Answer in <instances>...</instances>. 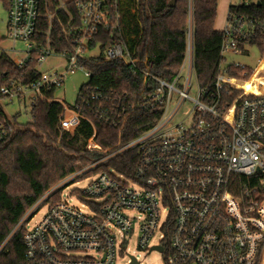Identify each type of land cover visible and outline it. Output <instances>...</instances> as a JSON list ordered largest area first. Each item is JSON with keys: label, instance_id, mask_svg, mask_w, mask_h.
<instances>
[{"label": "built area", "instance_id": "built-area-1", "mask_svg": "<svg viewBox=\"0 0 264 264\" xmlns=\"http://www.w3.org/2000/svg\"><path fill=\"white\" fill-rule=\"evenodd\" d=\"M122 1L7 0L8 36L26 44L16 66L26 70L35 62L40 75L28 83L21 75L0 85V149L26 129L7 112L8 103L29 95L31 107L38 99L61 104L59 128L70 133L82 120L93 125L92 117L121 131L136 110L159 111L149 129L125 144L119 136L108 149L95 143L93 126L86 145L87 152L95 151L91 164L38 199L15 228L24 231L27 264H118V246L135 234L140 248L165 253V264H263L264 84L246 78V66L222 63L225 53H242L240 44L264 32V23L227 19L218 73L202 86L191 19L187 50L171 80L151 75L132 42L98 40L121 28ZM62 14L70 47L59 50L51 35ZM51 57L66 61L63 72L40 71ZM99 58L122 60L135 75L142 74L141 89L117 92L87 85L73 106L47 96L69 73L81 70L90 79L85 62ZM248 83L255 90L247 89ZM130 151L136 159L128 174L109 164ZM85 177L90 181L74 192L81 207L62 199L65 187ZM44 205L46 212L30 226Z\"/></svg>", "mask_w": 264, "mask_h": 264}, {"label": "trees", "instance_id": "trees-1", "mask_svg": "<svg viewBox=\"0 0 264 264\" xmlns=\"http://www.w3.org/2000/svg\"><path fill=\"white\" fill-rule=\"evenodd\" d=\"M170 1L123 0L121 28L114 31L113 36L106 32L98 40L105 44L122 40L132 42L133 47H137V54L147 60L151 75L171 80L182 64L187 50L191 19L196 76L202 86H209L222 62L223 31L215 27L218 0H176L174 6L169 5ZM3 2L7 8V0ZM131 6L134 7L132 12L128 8ZM232 15L264 23V0H242L240 4H232L228 18ZM66 22L62 14L60 21H55L52 31V46L59 50L70 47L63 34ZM247 44L256 45L264 55V32L258 30L246 44L240 45L245 48ZM36 65L32 62L29 68L20 70L3 52L0 55V85H7L21 75L25 76V83L37 79L40 72L35 69ZM85 67L91 72V77L80 88V92L87 85L112 88L117 92L139 90L142 87V74L135 75L122 60L90 59L85 62ZM245 70L249 74L246 77L248 78L252 71L248 67ZM246 88L255 90L251 83ZM55 91L56 89H52L46 91V94L54 97ZM61 114V104L36 100L32 107L30 128L17 133L0 149V247L8 240L0 251V264H27L24 231L22 228L15 231V228L29 208L52 186L90 163V156L95 151L87 152L86 145L94 133V127L95 143L102 149H108L118 142L119 136L122 144L137 137L149 129L159 117L158 110L138 109L130 114L121 131L92 117L93 125L82 120L73 133H70L59 128ZM32 128L42 131L45 137ZM57 139H60L59 145L55 146L53 142ZM65 149L85 153L74 156ZM135 159V152L130 151L109 164L117 167L121 173L128 174L126 168L131 170ZM56 197L58 200L59 195Z\"/></svg>", "mask_w": 264, "mask_h": 264}, {"label": "rangeland", "instance_id": "rangeland-1", "mask_svg": "<svg viewBox=\"0 0 264 264\" xmlns=\"http://www.w3.org/2000/svg\"><path fill=\"white\" fill-rule=\"evenodd\" d=\"M128 8L132 12V9L134 7L131 6ZM7 17V8L5 7L3 0H0V55L5 52L14 62H18L25 55L26 44L23 41H14L9 38L7 29ZM93 51L95 54H97L99 52V49L95 48ZM224 59L225 60L222 63V67H226L232 63L246 66L252 71V82L260 85L264 84V55H262L256 45L247 44L245 46V50L242 51V53L240 54L225 53ZM66 65V61L62 58L51 57L47 59L43 66L40 67V71L47 74H52L55 71L63 72ZM88 80V77L81 70H77L74 73L67 74L64 78L63 85L56 89L55 98L57 100L64 101L68 105H74L78 99V93L80 91V88L84 84H86ZM28 97L25 100H15L14 102H10L7 105V112L11 116H15L17 118L18 123L23 125L24 128H30L29 125L32 122V107ZM32 129L33 131L44 135L45 137V134L42 131L36 128ZM53 144L56 146L59 145V142L56 140L55 142H53ZM66 152L74 156H79L80 154L85 153V151L78 152L67 150ZM91 157L92 156H90V160ZM90 164L91 161L87 166H89ZM90 179V177H85L84 179L79 180L78 183L75 181L69 184L61 191L62 199L69 200L70 203L81 207L82 202L74 196V192L75 189L83 188L90 181ZM61 182L62 180L52 186L45 194L59 189V186L62 184ZM54 198H57L56 195H54ZM46 210L47 206H42L39 212L36 214V217H34L33 220L30 222V226L35 224L44 215ZM115 231H117V228L115 229ZM156 241L157 239L155 240V242ZM118 250V264H128L130 256L137 258L140 264H165V253L156 250L149 252L140 248L138 245L137 234L133 235L130 239L127 240V242L121 243L118 246Z\"/></svg>", "mask_w": 264, "mask_h": 264}, {"label": "crops", "instance_id": "crops-1", "mask_svg": "<svg viewBox=\"0 0 264 264\" xmlns=\"http://www.w3.org/2000/svg\"><path fill=\"white\" fill-rule=\"evenodd\" d=\"M242 0H218V10L215 27L223 30L228 19L229 7L232 4H240ZM16 63V62H15Z\"/></svg>", "mask_w": 264, "mask_h": 264}, {"label": "water", "instance_id": "water-1", "mask_svg": "<svg viewBox=\"0 0 264 264\" xmlns=\"http://www.w3.org/2000/svg\"><path fill=\"white\" fill-rule=\"evenodd\" d=\"M176 3V0H171L169 5L170 6H174ZM159 250H161L162 248L161 247H158ZM133 258V262L131 264H138V262L136 261L135 257H132Z\"/></svg>", "mask_w": 264, "mask_h": 264}]
</instances>
